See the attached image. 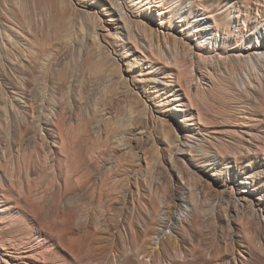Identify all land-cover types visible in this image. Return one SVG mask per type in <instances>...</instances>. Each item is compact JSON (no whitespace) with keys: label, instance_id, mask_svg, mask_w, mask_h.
Here are the masks:
<instances>
[{"label":"rangeland","instance_id":"374dc122","mask_svg":"<svg viewBox=\"0 0 264 264\" xmlns=\"http://www.w3.org/2000/svg\"><path fill=\"white\" fill-rule=\"evenodd\" d=\"M155 1L136 86L75 9L0 41V264H264V0Z\"/></svg>","mask_w":264,"mask_h":264},{"label":"bare ground","instance_id":"6f19581e","mask_svg":"<svg viewBox=\"0 0 264 264\" xmlns=\"http://www.w3.org/2000/svg\"><path fill=\"white\" fill-rule=\"evenodd\" d=\"M12 3H13V9H15L16 12H18L21 15L20 18L24 22L31 20L32 14L30 15L31 17L29 15H27L30 13L26 14V11L28 12L30 8L36 7L39 9V11L41 10V11L45 12L46 18H45L44 24L47 27V29L48 28L50 29L51 26H54V25L56 26L57 20L66 18L68 13H69V10L72 11V9H75V11L76 10L78 12L80 11L85 16V18L88 20L87 28L86 29L83 28L84 30H87L88 36L89 37L91 36L92 39L96 40L97 43L99 42L100 45L104 44V43L107 44L112 49L110 54L112 53V54H115L116 56H118L117 59L119 61H124L125 59H129V56H133V54L130 53L132 50L129 51L126 48L127 46L125 47V44H130L132 47L134 46V48H135V45H137L141 50V52H139L141 57L139 58L138 56H136L132 59V61L131 60H125L126 61L125 62L126 69L125 70L123 69V70L126 71V73L128 74L126 76H129V77H125L122 75L121 78H119L123 82V84H125V85H127L129 82L131 85L136 86L138 83L145 81L144 75H146V74H143L142 71H139L138 73L135 74L133 69L135 67H137L136 64H138V62L141 58H146V59L148 58V56L146 54V49H148V48L151 49L156 44V42H159V40L162 39L166 45L172 44L173 46H178V47L184 46V44L180 40H177L176 38H172L170 36H167L166 34H163V33L160 34L162 30H159L160 27L157 28V25L159 26V25L163 24L162 18H158L159 21H158V23H156V27H155V24L153 22V18L156 15L158 17H159V15H161V13L157 14V10H154V7H156V8L160 7V4H158V2H156L155 0H37L36 2L33 0H13ZM2 8H3V6L0 4V10L1 11L3 10ZM167 11L168 10L166 9L165 13ZM21 19H17V17L14 18V22L16 25L15 26L16 30H15L13 24H11L7 20H5L4 17H3V19L0 18V27L2 29V30H0V41L2 42V47L4 48L3 54H4L5 60H8V61L10 60L9 51L6 47H7V44L11 42V36H14L16 38H26L24 33L20 30V28L18 26V25H20V21H22ZM208 19H210V18L208 17ZM41 22H43V21H41ZM180 24L182 25V23H180ZM29 26H30V22H29ZM166 28H168V27H166ZM43 29H44V27H43ZM196 29H199L196 31H202V32L209 30L208 28L203 30L200 27H196ZM5 30H6V32L4 33ZM28 31H30V30H28ZM7 32L9 34H7ZM31 33H32V31H31ZM40 33H42V32H40ZM47 36L49 37L48 32H47ZM96 41H94V42H96ZM120 45L122 47L117 48V46H120ZM26 47H28V46H26ZM138 47H137V49H138ZM261 48L263 49L264 46H261ZM257 50H259V49H257ZM152 51L154 52V49ZM102 53H103V51H102ZM45 54H46V52H45ZM206 58H207L206 56H203V54H201L200 58H197V59L200 61V63H205ZM222 58H223V56H222ZM230 58L233 60H236V61H239L241 59L240 56H235V55H230ZM113 59H115V58H113ZM212 59H213V57H212ZM219 59L221 60V56L219 57ZM113 63H114V60L112 62V65H113ZM257 63L261 66L264 65V51H262L261 53L255 54V60L251 61L250 65L254 69V68H256ZM117 65H118V67H120L119 64H117ZM150 69H152V68H150ZM114 71H115V69H114ZM154 78H155V76H154ZM122 82L118 83V84H122ZM132 88L133 87H131V89ZM171 107H172L173 111H178V108L176 107V105H173ZM186 140H188V139H186ZM245 182L247 183V181H245Z\"/></svg>","mask_w":264,"mask_h":264}]
</instances>
